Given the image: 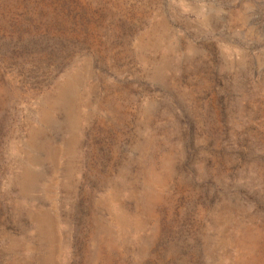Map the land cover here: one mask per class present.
<instances>
[{"label":"rangeland","instance_id":"374dc122","mask_svg":"<svg viewBox=\"0 0 264 264\" xmlns=\"http://www.w3.org/2000/svg\"><path fill=\"white\" fill-rule=\"evenodd\" d=\"M0 264H264V0H0Z\"/></svg>","mask_w":264,"mask_h":264}]
</instances>
